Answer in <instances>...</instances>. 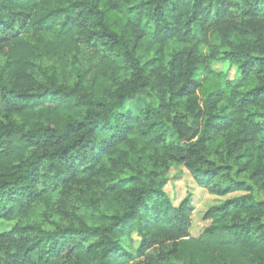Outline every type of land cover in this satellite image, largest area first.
<instances>
[{
	"label": "trees",
	"instance_id": "obj_1",
	"mask_svg": "<svg viewBox=\"0 0 264 264\" xmlns=\"http://www.w3.org/2000/svg\"><path fill=\"white\" fill-rule=\"evenodd\" d=\"M178 165L241 193L198 236ZM3 221L0 264H264V0H0Z\"/></svg>",
	"mask_w": 264,
	"mask_h": 264
},
{
	"label": "rangeland",
	"instance_id": "obj_2",
	"mask_svg": "<svg viewBox=\"0 0 264 264\" xmlns=\"http://www.w3.org/2000/svg\"><path fill=\"white\" fill-rule=\"evenodd\" d=\"M216 70L226 71L228 78L235 77V69L230 67L227 71V65L214 64ZM164 190L170 198L173 205H177L185 196H189L194 207L192 221L190 226V234L198 236L204 226L207 224L203 221L202 216L206 209L212 205L218 204L226 199L239 196L241 193H231L222 197L207 194L201 188L197 187L191 179L189 173L182 165L172 168L168 173V182ZM13 222H0V232L9 230L13 226Z\"/></svg>",
	"mask_w": 264,
	"mask_h": 264
}]
</instances>
